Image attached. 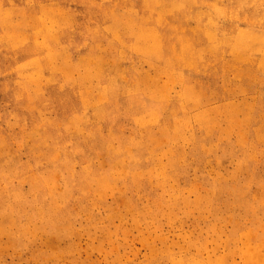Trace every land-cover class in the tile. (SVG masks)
<instances>
[{
  "label": "rangeland",
  "instance_id": "rangeland-1",
  "mask_svg": "<svg viewBox=\"0 0 264 264\" xmlns=\"http://www.w3.org/2000/svg\"><path fill=\"white\" fill-rule=\"evenodd\" d=\"M0 264H264V0H0Z\"/></svg>",
  "mask_w": 264,
  "mask_h": 264
}]
</instances>
